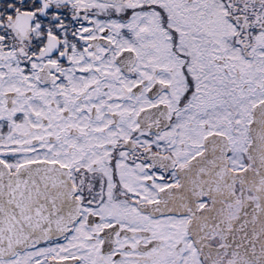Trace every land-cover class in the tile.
I'll use <instances>...</instances> for the list:
<instances>
[{"label": "snow or ice", "instance_id": "1", "mask_svg": "<svg viewBox=\"0 0 264 264\" xmlns=\"http://www.w3.org/2000/svg\"><path fill=\"white\" fill-rule=\"evenodd\" d=\"M0 264H264V0H0Z\"/></svg>", "mask_w": 264, "mask_h": 264}]
</instances>
